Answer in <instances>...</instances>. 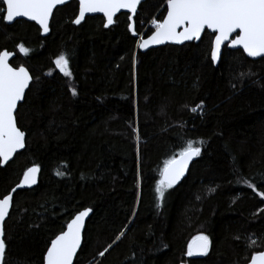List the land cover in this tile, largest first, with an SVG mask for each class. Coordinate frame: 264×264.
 <instances>
[{"label": "trees", "instance_id": "trees-1", "mask_svg": "<svg viewBox=\"0 0 264 264\" xmlns=\"http://www.w3.org/2000/svg\"><path fill=\"white\" fill-rule=\"evenodd\" d=\"M165 3L140 5L138 34L163 19ZM77 9L55 10L45 38L34 23L0 18V51L13 52L10 64L32 77L17 111L26 146L0 166V198L40 168L38 185L13 195L5 264H43L51 240L87 208L74 264H247L264 251V199L247 187L264 193V59L224 48L215 67L207 32L197 44L141 53L127 14L109 28L100 16L75 26ZM62 54L71 79L54 64ZM188 140H203L202 153L159 201L160 169ZM198 235L209 237L208 255L187 257Z\"/></svg>", "mask_w": 264, "mask_h": 264}, {"label": "snow or ice", "instance_id": "snow-or-ice-1", "mask_svg": "<svg viewBox=\"0 0 264 264\" xmlns=\"http://www.w3.org/2000/svg\"><path fill=\"white\" fill-rule=\"evenodd\" d=\"M66 3L68 0H2L0 18L7 22H12L18 17L27 18L29 21H35L46 34L49 32L54 10ZM78 3V16L72 23L80 25L86 14L102 13L106 19L104 27L107 28L116 22L114 17L122 9L131 14L128 20L132 21L142 0H78ZM151 23L155 31L149 38L139 39L137 47L140 49L165 43L200 42L202 35L208 30L215 34L211 40L210 58L213 65L220 61L222 47L242 49L247 57L253 59L264 58V0H166V16L162 21L153 19ZM128 30L132 36L138 35L133 24H129ZM19 51L25 56L29 54V50L22 44L19 45ZM12 55L9 51H0V166L10 161L15 153L26 146V132L18 127L17 111L20 102L25 99L32 77L25 67H13L9 64ZM54 64L64 77L72 78L68 57L62 54L54 60ZM246 75L249 73H241V77ZM70 91L72 96L77 95L74 87L70 88ZM199 107L202 108L203 105ZM191 112L196 113L197 107L191 108ZM204 143L203 140H188L178 153L164 161L163 168L160 169L161 178L156 187L159 201H163L167 190L173 188L185 175L190 162L201 155V145ZM39 172L38 166L28 168L12 192L35 185ZM57 174L63 175L60 172ZM247 187L264 199V193L258 192L254 184L247 183ZM12 208L13 195L6 194L0 198V264H5L4 225ZM91 211V208H87L79 212L67 224V230L51 241V246L44 256V264H73L81 247L85 218ZM123 236L122 231L116 239L119 240ZM249 239V247H255L257 241ZM210 243L207 235L196 236L187 247V257L207 256ZM112 246L109 244L100 251L99 257L103 258ZM250 264H264V251L254 252L250 257Z\"/></svg>", "mask_w": 264, "mask_h": 264}, {"label": "water", "instance_id": "water-1", "mask_svg": "<svg viewBox=\"0 0 264 264\" xmlns=\"http://www.w3.org/2000/svg\"><path fill=\"white\" fill-rule=\"evenodd\" d=\"M146 0H142V3H144ZM72 2H76L77 3V5H78V9H77V16H78V12H79V3H78V0H68V3H66L65 5H67V4H69V3H72ZM141 3V4H142ZM65 5H62V6H58V8H61V7H63V6H65ZM139 7H140V5L138 6V10H139ZM55 11V10H54ZM138 12V11H137ZM121 14H127L128 16L129 15H131L130 13H127V11L126 10H121V12L120 13H118L117 14V16H119V15H121ZM94 16H100V17H103V14L102 13H94V14H86V17H85V19L87 18V17H94ZM116 16V17H117ZM136 16V15H135ZM135 16L133 17V19H132V21H129V23L130 24H133L134 25V18H135ZM166 16V4H165V14H164V17ZM116 17H114V20L116 19ZM163 17V18H164ZM103 19L105 20V23H106V19L103 17ZM18 21H26V22H29V23H34L38 28H39V30H40V35H41V37L42 38H45V37H47V36H49V34H50V25H49V32L48 33H43V30L40 28V26L38 25V24H36L35 23V21H29V20H27V18H24V17H18L16 20H14V21H12V22H7V21H5L4 20V22H5V24L6 25H13L15 22H18ZM85 21V20H84ZM84 21H82V23L84 22ZM50 23H51V20H50ZM81 23V24H82ZM75 26H79V25H76V24H74ZM112 26V25H111ZM111 26H109V27H111ZM109 27H107V28H109ZM134 27H135V25H134ZM206 32L207 33H209V34H211V35H213V38H214V35L215 34H212V33H210V32H208V30H206ZM205 32V33H206ZM154 33V31L152 32V33H150L146 38H144V39H147V38H149L152 34ZM204 35V34H203ZM202 35V36H203ZM134 37V36H133ZM135 38H137V36H135ZM189 43H195V44H197V43H199V42H196V41H192V42H185L184 44H172V43H165V44H160V45H151V46H149L147 49H140V48H138V50H139V52H141V53H145V52H147V51H149V50H151V49H156V48H160V47H165V46H183V45H185V44H189ZM224 48H226V49H228V50H230V51H241L242 53H243V50L242 49H239V48H237V49H232V48H228V47H222V50H221V52L223 53V50H224ZM10 53H13V52H10ZM244 54V53H243ZM222 56V55H221ZM244 56L246 57V58H248L249 60H252V61H257V60H260V59H264V58H256V59H253V58H250V57H247L246 56V54H244ZM210 57H211V53H210ZM15 58V54L13 53V55H12V57H11V59L9 60V64H10V62L13 60ZM219 62L220 61H218L216 64H214V66L215 67H217L218 66V64H219ZM11 65V64H10ZM12 66V65H11ZM31 83H32V81H31ZM31 85V84H30ZM30 87V86H29ZM28 90H26V92H27ZM24 101V100H23ZM23 101H21L20 102V104H22L23 103ZM19 107V106H18ZM25 149V148H24ZM24 149H22V150H20V151H18L17 153H15L14 154V156H13V158L10 160V161H8L6 164H3V166H1V168H4L8 163H10L14 158H15V156L17 155V154H19V153H21ZM196 159H197V157L196 158H194L191 162H190V164H189V167H188V170L186 171V173H185V175L180 179V181L173 187V188H175V187H177V186H179L182 182H183V180L187 177V175H188V173H189V170H190V168H191V166H192V164L196 161ZM33 167V166H32ZM27 171V170H26ZM39 177H40V172L37 174V183L35 184V185H33L32 187H25V188H23V189H17L16 190V192L17 191H21V190H31V189H33V188H35L37 185H38V182H39ZM23 179V176H22V178H21V180ZM20 180V181H21ZM14 188V187H13ZM12 188V189H13ZM12 189H11V191L9 192V194H11V195H14V193L12 192ZM85 210V209H84ZM84 210H82V211H84ZM10 212H11V209H10ZM81 212V211H80ZM263 213H264V211H263ZM79 214V212L78 213H76L75 215H78ZM9 215H10V213H9ZM75 215L73 216V218L72 219H74V217H75ZM91 215H92V211L89 213V216L88 217H86L85 218V221H84V228H83V230H82V241H81V246H82V243H83V235H84V231H85V228H86V224H87V222H88V220L90 219V217H91ZM8 218H6V220H7ZM71 219V220H72ZM71 220L69 221V222H71ZM6 222V221H5ZM68 222V223H69ZM67 223V224H68ZM67 230V225H66V227H65V229H64V231H66ZM61 234V233H60ZM59 235V234H58ZM56 237H54L53 239H55ZM52 239V240H53ZM51 240V241H52ZM51 246V242H50V244H49V246H48V248ZM47 248V249H48ZM80 249H81V247H80ZM80 249L78 250V252L80 251ZM46 252H47V250H46ZM46 252H45V254H44V256L46 255ZM78 252H77V254H78ZM77 256V255H76ZM199 257H203V256H194V257H192V258H199ZM75 259H76V257L74 258V261H73V264H74V262H75ZM43 264H44V258H43ZM181 264H186V263H181ZM247 264H250V261L247 263Z\"/></svg>", "mask_w": 264, "mask_h": 264}, {"label": "built area", "instance_id": "built-area-1", "mask_svg": "<svg viewBox=\"0 0 264 264\" xmlns=\"http://www.w3.org/2000/svg\"><path fill=\"white\" fill-rule=\"evenodd\" d=\"M164 8H165V5H164ZM153 19H157L158 21H162V19L159 17V14H157L156 16H154L153 18H151L149 20V22L145 25V27L143 28V30L138 34L137 42L139 41V39L141 37L145 38L147 36V34L152 33L153 31H155V28L153 27V25L151 23V21Z\"/></svg>", "mask_w": 264, "mask_h": 264}, {"label": "rangeland", "instance_id": "rangeland-1", "mask_svg": "<svg viewBox=\"0 0 264 264\" xmlns=\"http://www.w3.org/2000/svg\"><path fill=\"white\" fill-rule=\"evenodd\" d=\"M165 5V4H164ZM159 17H160V15H159ZM197 112H198V110H197Z\"/></svg>", "mask_w": 264, "mask_h": 264}, {"label": "bare ground", "instance_id": "bare-ground-1", "mask_svg": "<svg viewBox=\"0 0 264 264\" xmlns=\"http://www.w3.org/2000/svg\"><path fill=\"white\" fill-rule=\"evenodd\" d=\"M146 37H147V36H146ZM146 37H145V38H146Z\"/></svg>", "mask_w": 264, "mask_h": 264}]
</instances>
